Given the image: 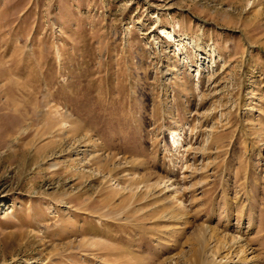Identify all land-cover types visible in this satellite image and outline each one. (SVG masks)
I'll return each mask as SVG.
<instances>
[{
	"label": "rangeland",
	"instance_id": "374dc122",
	"mask_svg": "<svg viewBox=\"0 0 264 264\" xmlns=\"http://www.w3.org/2000/svg\"><path fill=\"white\" fill-rule=\"evenodd\" d=\"M0 264H264V0H0Z\"/></svg>",
	"mask_w": 264,
	"mask_h": 264
}]
</instances>
